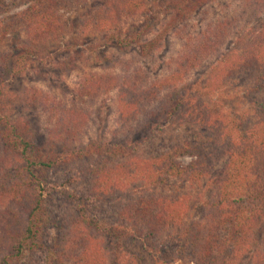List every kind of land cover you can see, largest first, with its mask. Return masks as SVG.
I'll return each instance as SVG.
<instances>
[{"label": "trees", "instance_id": "obj_1", "mask_svg": "<svg viewBox=\"0 0 264 264\" xmlns=\"http://www.w3.org/2000/svg\"><path fill=\"white\" fill-rule=\"evenodd\" d=\"M237 1L244 9L241 17L203 18L202 30L184 38L168 76L151 78L140 67L126 65L117 76L88 73L76 84L81 96L117 92L120 129L112 134L111 141L76 145L86 125L85 113L75 103L70 107L59 103L60 107L49 106L57 118L46 130L48 142L39 146L37 133L28 123L10 118L5 106L10 95L3 89L9 78L23 70V61L39 52L24 46L0 57V200L7 202L0 210V264H22L41 247L42 232L49 219L48 200L56 196L71 207V226L77 231L74 240L83 241L78 246L81 252L76 264H102L101 254L92 246L98 238L96 232L118 243L125 238H157L168 229L174 230L172 234L177 237L199 241V252L189 253L194 264H264V0ZM59 2L62 0H31L18 15L16 24L19 22L27 40L45 44L62 38L66 28L56 9ZM215 2L173 0L167 7L171 12L168 25L175 27L196 14L204 15V9ZM143 7V0H103L92 17L93 26L110 33L126 16L144 12ZM250 16L262 19L256 28L239 32L240 23ZM148 25L127 36L120 31L112 33L110 39L119 48L139 45L142 55H149L161 47L162 36L142 40L140 35ZM6 36L7 26L0 20V46ZM228 40L231 45L225 49ZM216 54L219 58L204 84L190 77ZM255 71L259 72L255 89L263 93L256 103L255 124L236 134L228 128V144L223 141L218 151V157L224 160L218 192L206 224L197 225L199 231L195 225L196 232L189 231L186 198L167 194L139 196L115 212L117 217L112 222L94 217L95 202L126 189L137 178L151 184L184 180L190 186L203 181L210 166L193 148L184 144L145 156L144 145L154 140L164 122L179 113L197 123L223 126L226 116H216L203 102L196 105L197 95L204 89H220L229 80ZM241 118H229V125H236ZM54 143L60 145L59 152L44 148ZM184 155L192 158L187 164L177 160ZM79 162L85 169L73 172L72 167ZM62 170L69 177L59 182L52 175ZM80 180L82 184L75 186Z\"/></svg>", "mask_w": 264, "mask_h": 264}, {"label": "rangeland", "instance_id": "obj_2", "mask_svg": "<svg viewBox=\"0 0 264 264\" xmlns=\"http://www.w3.org/2000/svg\"><path fill=\"white\" fill-rule=\"evenodd\" d=\"M30 1L3 0L0 20L7 26V36L0 46V57L16 53L24 46L36 48L39 52V55L27 57L25 62L23 61V70L3 85L4 91L10 95L7 104L5 103L10 118L28 123L37 133L39 146L48 142L46 130L52 128L57 118L49 111V106H59V103L69 107L75 103L78 110L85 113L86 125L76 145L92 140H110L112 134L120 129L117 92L112 90L107 94L81 96L76 92V84L83 80L86 74L117 76L127 65L129 68L140 67L145 75L151 78L168 76L174 67V59L182 50V41L188 34L195 35L202 30L205 23L203 18L241 17L244 10L237 0H216L204 9V15L196 14L191 20L174 27L172 24L168 25L171 12L167 9L173 0H143L144 12L126 16L121 20L120 26L113 27V30L107 33L96 30L92 23V17L99 10L103 0H62L56 7L58 14H61L65 21L66 29L62 38L45 44H34L27 40L19 28V22L16 24L15 21ZM261 19L250 16L240 23L237 30L242 32L249 27L256 28ZM146 23L149 25L140 35L142 40L162 36L161 47L149 55H142L139 45L119 48L110 39L112 33H119L118 31L123 36L136 33ZM230 45L231 41L228 40L225 49L230 48ZM217 55L201 64L190 77L199 80L201 85L204 84L219 58ZM258 74L257 71L242 74L229 80L220 89H204L203 94L197 95L196 105L203 102L213 114L226 116L223 126L197 123L179 113L169 122H164L154 140L144 145L145 156L156 155L184 144L193 148L198 156L207 159L210 166L209 174L203 181L196 186H190L184 180L174 179L166 184H151L150 181L137 178L132 180L126 189L115 191L95 202L92 206L94 217H104L107 222H112L117 217L115 212L139 196L167 194L186 198L184 200L187 201L188 207L187 222L192 234L196 232L194 225H205L211 211L210 205L218 192L217 182L223 174L224 160L218 157V151L224 145L223 141L228 144L230 136L227 131L230 129L231 133L236 134L238 130H248L255 124L256 103L263 96L262 91L255 89ZM42 102H45L44 105ZM238 115L243 118L236 121V125H229V118H237ZM44 148L56 153L60 151V145L55 143ZM191 159L188 155L177 157V160L184 164ZM79 169H85L80 162L71 170L76 172ZM63 173V170L58 171L52 176L55 180L63 182L69 177V174L65 176ZM80 176L86 181L85 176ZM1 177L3 176L0 175ZM74 184L78 186L82 182L80 180ZM6 203L4 199L0 200V210ZM47 206L49 219L42 232L41 247L32 251L30 259L22 264H76L77 256L81 252L78 246L83 241L81 238L74 240L77 232L75 227L71 226L74 213L59 196L50 198ZM172 232L174 230L168 229L157 238H125L118 243L96 232L98 238L92 241V246L101 254L102 264H194V259L189 253L199 252V241L195 243L191 240L192 237L186 240L185 237H177Z\"/></svg>", "mask_w": 264, "mask_h": 264}]
</instances>
